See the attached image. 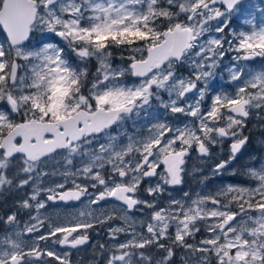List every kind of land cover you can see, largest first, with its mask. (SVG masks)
I'll list each match as a JSON object with an SVG mask.
<instances>
[{
    "label": "snow or ice",
    "instance_id": "snow-or-ice-1",
    "mask_svg": "<svg viewBox=\"0 0 264 264\" xmlns=\"http://www.w3.org/2000/svg\"><path fill=\"white\" fill-rule=\"evenodd\" d=\"M243 3L0 0V264H264V156L174 194L264 131V7L226 31Z\"/></svg>",
    "mask_w": 264,
    "mask_h": 264
},
{
    "label": "rangeland",
    "instance_id": "rangeland-1",
    "mask_svg": "<svg viewBox=\"0 0 264 264\" xmlns=\"http://www.w3.org/2000/svg\"><path fill=\"white\" fill-rule=\"evenodd\" d=\"M251 5H256L258 7H264V0H249L244 2L241 5V11L237 14H234L231 18V22L229 25V28L226 29V31H240V30H246V26L243 24V20L248 17V13H253L256 16L257 22H259L260 14L257 10L253 9ZM219 35V34H216ZM230 60V56L225 59L224 63L228 64ZM118 62V61H117ZM251 66L253 67H261L264 66V58H255L254 61L250 62ZM182 71H186V69H182ZM222 71V69H221ZM227 73L224 72L223 79H221L220 75L218 74L211 82V88L214 92H218L221 89L226 90L228 92L233 91V86L227 83ZM162 116V113H159ZM183 117L179 118L176 122L182 123ZM256 124V121H250L248 125V129L245 130V134H249L250 130V139L249 143L244 149L243 153L235 160L234 164L231 165L228 169L225 170L223 175L212 177L209 179L206 183V185H201L199 183L200 178L202 175H207L209 173V170L211 166L217 162L221 158H226L227 156V146L229 142H226L224 145L225 151L222 154V156H214L212 161H209L207 165H202L201 167L204 168V171L202 173H198L195 176H189L186 178V183L182 187V189H178L175 195H180L182 191H191L193 193L202 191L204 189H211L215 190V188L219 185L224 184H245L249 183V181L245 180L243 176H232L229 173L234 168H244L248 166L249 164V156L255 155L257 158L264 156V131H261L254 127ZM127 127L129 130H131V122L128 123ZM213 153L220 152V149L218 147H214L212 149ZM195 156V153H193V157ZM193 160H189V167L192 166ZM253 164H258L259 159L252 162ZM15 198L14 194H9L7 191L4 192L3 197H0V208L3 210H7V208L12 204L13 199ZM60 210V209H59ZM61 211V210H60Z\"/></svg>",
    "mask_w": 264,
    "mask_h": 264
},
{
    "label": "flooded vegetation",
    "instance_id": "flooded-vegetation-1",
    "mask_svg": "<svg viewBox=\"0 0 264 264\" xmlns=\"http://www.w3.org/2000/svg\"><path fill=\"white\" fill-rule=\"evenodd\" d=\"M66 207H67L68 210H74V209L79 208L80 205H78V204H70V205H67ZM59 209L61 210V212H63L65 210V206H60ZM0 210H3V209L0 208ZM104 238L105 237H103L102 235L101 236H97L95 233H93L92 234V241L91 242L92 243H95L96 241L103 240ZM90 252H91V249L90 248L83 249L80 252L73 251V253H72V260H73V262L78 261L81 257H83V259L85 261H87L89 259Z\"/></svg>",
    "mask_w": 264,
    "mask_h": 264
},
{
    "label": "water",
    "instance_id": "water-1",
    "mask_svg": "<svg viewBox=\"0 0 264 264\" xmlns=\"http://www.w3.org/2000/svg\"><path fill=\"white\" fill-rule=\"evenodd\" d=\"M244 1H247V0H244Z\"/></svg>",
    "mask_w": 264,
    "mask_h": 264
}]
</instances>
